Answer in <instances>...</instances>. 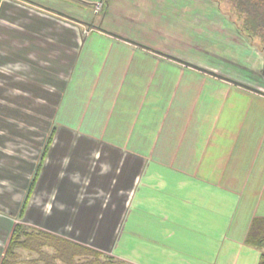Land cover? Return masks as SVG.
I'll list each match as a JSON object with an SVG mask.
<instances>
[{
  "label": "crops",
  "instance_id": "0c3cea01",
  "mask_svg": "<svg viewBox=\"0 0 264 264\" xmlns=\"http://www.w3.org/2000/svg\"><path fill=\"white\" fill-rule=\"evenodd\" d=\"M77 20L32 0H0V225L18 217L131 264H258L246 237L264 217V121L220 122L212 107L190 119L187 105L170 103L173 90L156 84L154 65L173 59ZM81 25L147 53L104 62L107 76L127 74L130 87L122 78V101L97 132L58 118L90 35L78 34Z\"/></svg>",
  "mask_w": 264,
  "mask_h": 264
},
{
  "label": "rangeland",
  "instance_id": "374dc122",
  "mask_svg": "<svg viewBox=\"0 0 264 264\" xmlns=\"http://www.w3.org/2000/svg\"><path fill=\"white\" fill-rule=\"evenodd\" d=\"M32 1L57 8L86 23L93 22L97 26L103 24L107 30H110V26L117 28L120 37L134 42L140 46L138 49L144 48L157 56L169 54L178 58L173 59L176 65L156 63L153 69L151 61L150 67L156 72L157 87L173 90L170 103H182L191 109L190 119L208 118L207 112H197V108L204 110L212 107L220 109L215 118L220 122L264 121V96L237 90V87L252 90L249 86L264 92V44L262 39L243 28L244 19L236 11L233 0ZM86 26L81 25V30H78L81 36L90 35L83 48H78L76 70L73 76L70 71L69 79L66 80L58 118L70 126L83 125V131H88V127L89 131L97 132L104 125V113L109 106L121 103L119 89L124 83L122 78L124 81L127 79V74L123 77L107 76L108 71L104 68L108 65L104 62L119 63L121 58H142L147 53L142 52L143 49L136 52L127 45L116 44L113 39L99 33L91 34L92 31ZM188 63L226 77L225 80L231 82V86L223 80L199 73L202 70L197 69L199 72H196V68L189 67ZM144 67H141L142 70ZM177 74L180 75L174 76ZM167 75L171 76L164 80ZM108 84L112 93L106 96ZM129 87L127 80L125 88ZM230 87L228 98L227 88ZM181 92L185 94L181 96ZM141 101L142 105L148 103L146 98ZM230 104H233L231 109ZM194 110L196 112L193 113ZM257 141L263 140L259 138ZM0 215V218L7 219L3 213ZM18 223L23 222L13 217V221L0 225V264L13 228ZM15 252L18 256L15 259L21 260L23 264L38 258V254L26 249L16 248ZM49 252L52 253V250Z\"/></svg>",
  "mask_w": 264,
  "mask_h": 264
},
{
  "label": "trees",
  "instance_id": "16d2710c",
  "mask_svg": "<svg viewBox=\"0 0 264 264\" xmlns=\"http://www.w3.org/2000/svg\"><path fill=\"white\" fill-rule=\"evenodd\" d=\"M236 11L244 19L243 28L264 44V0H233ZM18 223L6 248L1 264H23L16 260V248L38 254L28 264H131L76 241L52 232ZM246 243L260 250L258 264H264V217H255L249 228ZM48 250V251H47ZM52 250V253L49 252Z\"/></svg>",
  "mask_w": 264,
  "mask_h": 264
},
{
  "label": "water",
  "instance_id": "95a60500",
  "mask_svg": "<svg viewBox=\"0 0 264 264\" xmlns=\"http://www.w3.org/2000/svg\"><path fill=\"white\" fill-rule=\"evenodd\" d=\"M78 22H81V23H83V24H85V25H88V26H95L93 23H86V22H84V21H80V20H77ZM99 28V27H98ZM84 39V38H83ZM165 56H167V57H170V58H172V59H178V58H176V57H174V56H172V55H169V54H164ZM188 65L189 66H191V67H193V68H196V69H199V70H202V71H205V72H207V73H210V74H212V75H215V76H217V77H220V78H223V79H227L226 77H224V76H222V75H218V74H216L215 72H211V71H208L207 69H204V68H202V67H199V66H197V65H194V64H191V63H188ZM236 83H238L239 85H243L242 83H239V82H236ZM246 86V85H245ZM248 88H250V89H252V90H255V91H257L258 93H260V94H262V95H264V92L263 91H261V90H258V89H255V88H252V87H249V86H247Z\"/></svg>",
  "mask_w": 264,
  "mask_h": 264
},
{
  "label": "built area",
  "instance_id": "2783aa9c",
  "mask_svg": "<svg viewBox=\"0 0 264 264\" xmlns=\"http://www.w3.org/2000/svg\"><path fill=\"white\" fill-rule=\"evenodd\" d=\"M100 5H101V3H100V4H98V5H97V7L99 8V7H100Z\"/></svg>",
  "mask_w": 264,
  "mask_h": 264
}]
</instances>
